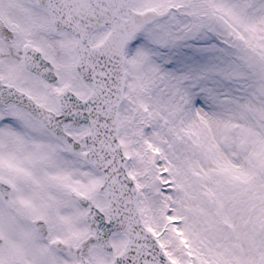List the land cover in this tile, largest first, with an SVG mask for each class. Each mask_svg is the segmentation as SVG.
<instances>
[{
    "label": "snow or ice",
    "instance_id": "obj_1",
    "mask_svg": "<svg viewBox=\"0 0 264 264\" xmlns=\"http://www.w3.org/2000/svg\"><path fill=\"white\" fill-rule=\"evenodd\" d=\"M0 264H264V0H0Z\"/></svg>",
    "mask_w": 264,
    "mask_h": 264
}]
</instances>
